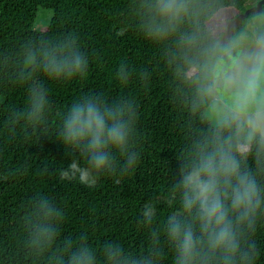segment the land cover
Instances as JSON below:
<instances>
[{"label":"clouds","instance_id":"1","mask_svg":"<svg viewBox=\"0 0 264 264\" xmlns=\"http://www.w3.org/2000/svg\"><path fill=\"white\" fill-rule=\"evenodd\" d=\"M233 5L130 0L116 35L132 30L156 48L182 117L178 168L158 198L169 211L159 222L158 203H144L137 223L148 238L140 250L116 240L97 246L87 235L63 236L62 208L37 194L22 218L19 247L30 264H163L168 256L171 264H256V234L264 227V8L245 19L225 13ZM88 67L74 32L43 31L0 50V82L26 88L24 106L9 111L3 131L10 138L51 137L46 83L83 78ZM134 71L121 64L115 78L127 87ZM150 75L141 70L138 79L146 84ZM138 107L134 97L90 92L58 111L54 137L71 155L59 179L94 188L111 176L119 184L141 160Z\"/></svg>","mask_w":264,"mask_h":264},{"label":"trees","instance_id":"2","mask_svg":"<svg viewBox=\"0 0 264 264\" xmlns=\"http://www.w3.org/2000/svg\"><path fill=\"white\" fill-rule=\"evenodd\" d=\"M259 1L234 0L231 8L236 10L235 16L247 19ZM129 3L130 0H0V50L15 48L43 31L49 36L74 32L89 57L85 77L46 83L53 106L48 133L51 137L10 138L3 131L9 111L24 106L26 88L0 82V176L14 173L7 180L0 179V264H30L19 247L22 218L37 194L52 197L62 208L63 236L87 235L97 246L116 240L140 250L148 238L147 231L137 223L144 203H158L159 222L169 211L158 198L167 194L178 168L176 153L183 145L182 117L171 103L156 48L132 30L116 35L128 19ZM42 9L52 12L45 29L36 27ZM121 64L135 70L127 87L115 78ZM141 70L151 74L146 84L138 79ZM90 92L108 99L134 97L139 105L136 147L141 160L119 184L111 176H102L96 187L88 188L77 181H61L58 176L71 155L54 137L56 113ZM256 239L260 248L256 264H264V227L258 229ZM163 264H171V256Z\"/></svg>","mask_w":264,"mask_h":264},{"label":"rangeland","instance_id":"3","mask_svg":"<svg viewBox=\"0 0 264 264\" xmlns=\"http://www.w3.org/2000/svg\"><path fill=\"white\" fill-rule=\"evenodd\" d=\"M224 11L226 14H229V15L235 16L236 14V10L231 7L230 8L227 7ZM51 17H52L51 11L45 10V9L40 10L38 17H37V21H36V27L45 29L47 25L49 24Z\"/></svg>","mask_w":264,"mask_h":264},{"label":"water","instance_id":"4","mask_svg":"<svg viewBox=\"0 0 264 264\" xmlns=\"http://www.w3.org/2000/svg\"><path fill=\"white\" fill-rule=\"evenodd\" d=\"M264 3V0H260L257 4V7L255 9H257L258 7L262 8V5ZM248 13V12H247Z\"/></svg>","mask_w":264,"mask_h":264}]
</instances>
